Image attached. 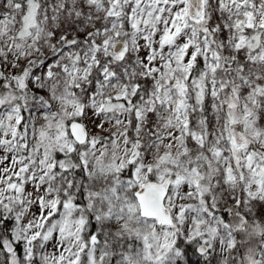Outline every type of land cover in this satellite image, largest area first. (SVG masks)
Instances as JSON below:
<instances>
[{
  "label": "snow or ice",
  "instance_id": "1",
  "mask_svg": "<svg viewBox=\"0 0 264 264\" xmlns=\"http://www.w3.org/2000/svg\"><path fill=\"white\" fill-rule=\"evenodd\" d=\"M0 264H264V0H0Z\"/></svg>",
  "mask_w": 264,
  "mask_h": 264
}]
</instances>
